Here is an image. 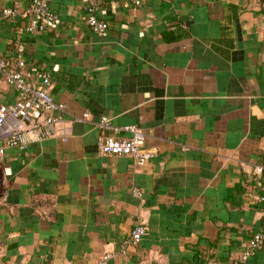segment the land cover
<instances>
[{
  "label": "crops",
  "instance_id": "1",
  "mask_svg": "<svg viewBox=\"0 0 264 264\" xmlns=\"http://www.w3.org/2000/svg\"><path fill=\"white\" fill-rule=\"evenodd\" d=\"M30 3L0 0V57L47 70L65 115L89 117L5 147L0 264H96L107 250L110 264H235L264 227V0H103V34L87 0H51L58 19L28 34ZM18 93L0 73V106ZM102 116L141 126L153 157L102 152ZM138 222L148 232L123 253ZM246 263L264 264V244Z\"/></svg>",
  "mask_w": 264,
  "mask_h": 264
},
{
  "label": "built area",
  "instance_id": "2",
  "mask_svg": "<svg viewBox=\"0 0 264 264\" xmlns=\"http://www.w3.org/2000/svg\"><path fill=\"white\" fill-rule=\"evenodd\" d=\"M103 0H87L86 23L98 34L105 33L109 21L101 14ZM139 5L143 0H132ZM18 9L6 6L2 9L4 17H14ZM29 20L25 32L34 34L47 28L48 24L56 21L58 13L52 8L51 0H31L28 8ZM0 73L5 80L18 88L17 99L9 104L0 106V156L6 146H15L26 150L33 142L60 134L68 135L70 125L86 120L88 112L81 116L67 117V105L56 100L52 94L51 75L42 68L30 70L27 61L21 53L12 57H0ZM102 132L98 138L102 152L116 155H131L137 164H143L153 157V152L145 149V133L138 124L118 126L110 117L102 116L97 121ZM126 130L129 137L120 138L112 131ZM136 189V194H140ZM148 228L138 222L124 240L121 251L126 253L130 246L138 244L147 234ZM264 244V227L257 231L246 242L244 250L235 264H247V259ZM115 252L105 251L96 264H110ZM207 264H223L220 260L209 259Z\"/></svg>",
  "mask_w": 264,
  "mask_h": 264
}]
</instances>
